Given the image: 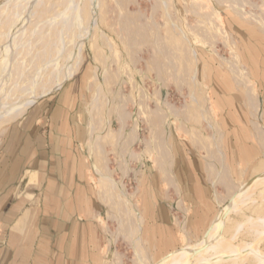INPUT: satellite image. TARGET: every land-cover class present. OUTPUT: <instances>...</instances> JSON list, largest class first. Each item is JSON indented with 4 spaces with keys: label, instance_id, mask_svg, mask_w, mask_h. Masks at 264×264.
I'll return each mask as SVG.
<instances>
[{
    "label": "rangeland",
    "instance_id": "rangeland-1",
    "mask_svg": "<svg viewBox=\"0 0 264 264\" xmlns=\"http://www.w3.org/2000/svg\"><path fill=\"white\" fill-rule=\"evenodd\" d=\"M228 2L237 13H247L250 21L264 20L258 8L264 0H0V139L34 104L13 120L25 102L33 96H41L35 103L46 97L42 96L44 90L71 73L76 64L75 73L64 82L79 76L84 79L89 131L91 98L96 91L99 94L101 106L93 121L99 145L89 134L86 149L96 184L95 166L116 183L111 202L104 203L102 222L109 239L105 264H156L168 256L156 261L150 240L141 232V198L159 193L155 174L159 170L156 162L162 161L160 147L169 152L175 139L191 144L192 132L210 138L211 131L201 119L202 92L208 110L213 112L221 151L224 147L217 112L200 70L206 62L231 73L234 66L241 68L236 40L222 21ZM212 16L219 19L220 32L211 25ZM191 50L196 57L194 78L189 64ZM261 160L264 162V152L242 169L227 168L224 157L223 164L233 186L240 188L264 176L253 173ZM206 180L212 208L198 233L189 230L191 214L185 202L162 200L171 204L168 211L179 239L175 251L182 248L183 231L189 243L198 242L229 200L230 194L221 186L215 190L207 173ZM252 196L257 199V193ZM251 202L229 214L230 225L256 216L258 201ZM135 213L141 221L139 248L134 246V238L127 236L137 228ZM247 226L244 224L238 237L245 244L251 243ZM206 264L220 263L214 260Z\"/></svg>",
    "mask_w": 264,
    "mask_h": 264
},
{
    "label": "crops",
    "instance_id": "crops-1",
    "mask_svg": "<svg viewBox=\"0 0 264 264\" xmlns=\"http://www.w3.org/2000/svg\"><path fill=\"white\" fill-rule=\"evenodd\" d=\"M250 20L231 5L223 10L239 63L256 89L255 108L251 110L246 91L229 69L206 62L200 70L230 169L245 168L264 152L254 122L256 113L264 136V26L261 18ZM85 95L81 76L67 80L34 102L0 139V264H105L109 239L99 179L96 184L86 149ZM160 156L155 174L159 193L141 198V232L156 261L173 253L179 240L168 211L171 204L163 198L188 205L191 233L202 231L212 208L202 155L175 139Z\"/></svg>",
    "mask_w": 264,
    "mask_h": 264
},
{
    "label": "bare ground",
    "instance_id": "bare-ground-1",
    "mask_svg": "<svg viewBox=\"0 0 264 264\" xmlns=\"http://www.w3.org/2000/svg\"><path fill=\"white\" fill-rule=\"evenodd\" d=\"M69 2H71V1H69ZM258 8L264 17V2L262 3L261 6H258ZM215 19L216 18L215 17L213 18V16H212L210 22H211V25L213 26V28H215L216 31H219L220 29L218 28V24H217L219 19L217 21ZM261 23L264 26V23L263 22H261ZM70 25H72V24H70ZM211 30L213 31V29H211ZM221 33H222V31H221ZM190 56H191V58H190L191 61L190 62L188 61V62L190 64L191 69L193 70L192 78H194L195 73H196V68L194 66L195 62H196V57H195V54L192 50L190 51ZM235 61H236V59H235ZM77 67H78L77 64L73 67L72 72H71L72 74L75 73ZM71 68H70V70H71ZM241 68H240V70L239 69L237 70L236 66H234L232 68L234 81H236L237 85L242 86L244 88V90L246 91V95H247L246 98H247L248 104L250 105L251 110H252L255 108L256 101H257L256 89H255L252 81H250L247 78L244 70ZM71 73H69V74L66 73L67 75H64L62 80L60 79L59 82L57 81L58 83L56 82L57 84L55 86H53L51 89H49L48 91L44 90L45 92L43 93V95L42 94L41 95L45 96V95L51 93V91L59 88L62 85V83L64 82V80L68 79V77L71 75ZM202 93H201V98H200L202 100V104H201L202 109H200V111L202 112L201 119L205 120L204 122L206 123L208 129L211 131V134L209 136L210 138L207 139L205 137H202V135L201 136L196 135V133L192 132L191 134L189 133L190 137H191L190 141L192 142L191 144L194 146L195 150H197L198 152H202V157L206 161V171H207L208 178L211 181V183L213 184L215 190L217 189L218 186L223 187L230 194L229 200H228L227 204H225V206H223V208H221L219 210V212L214 216V218L210 222L207 230L204 232L203 237L200 240H198V242L193 243V244L189 243L188 235L186 234V232L183 231L182 248H179L178 250L171 253L166 258H164L163 260H161L160 262H158L156 264H206L207 261H214V260L218 261V263H220V264H264V176L258 177L256 182L249 183L248 185L240 187V188L233 186V183L231 182L229 171L224 167V164H223V157L224 156H223V153L220 149V144H219L220 141H218V139L216 137L217 132H216V126H215V122H214L213 112H210V110H208V107L206 106V103H207L206 99H205V97H203ZM93 94L94 95H92L93 97L91 98V103H90V115H89L90 116V128H89L90 131L89 132H90L91 140L93 142H95L96 146H98L99 144L97 141L99 140L100 137L98 136L99 133L97 132L98 127L93 125V121L95 119V116L98 115V112H99L100 106H101L100 105L101 102L99 100L98 92L96 91ZM197 96H199V95H197ZM39 97H41V96H33L31 98V100H29L28 102H25V104L23 103L24 105H22L20 107V109L14 113L13 120L20 118L26 112V110ZM197 98H194V99H197ZM200 99H198V100H200ZM201 100H200V103H201ZM196 110H194V111H196ZM186 111L189 112L188 109ZM258 116L259 115H256V113H255V115H254L255 130H256L257 136H259V140L261 141L260 143L264 144V136H263L262 131H261L260 126H259ZM187 117H190V115H187ZM194 117H196V115ZM196 121L197 120H194V122H196ZM195 124H197V122ZM113 138L115 139V137H113ZM113 138H111V139H113ZM94 146H93V148H94ZM93 148H92V150H94ZM163 151H165V148L160 147V153H162ZM93 156H94V154H93ZM95 167H96V169H95L96 173L98 174V177H99V180H98L99 196L101 197L103 203L109 204V202H111V197L113 195L116 183H114L110 179V177L108 176L109 174L108 175L105 174L106 172L104 173L102 171V169L99 168L100 166L99 167L95 166ZM106 171H108V170H106ZM253 173L256 175H258V174L260 175V174L264 173V162L262 160L260 163H258L253 168ZM254 178H256V177L254 176ZM253 193H257V196H256L257 199L256 200L252 196ZM250 201H252L254 203L255 202L257 203V201H258V206L256 207V216L252 219H250L249 217L246 218L244 223L242 220V223L233 222V224H232V222H231V225H230L229 224L230 223L229 214L231 212L232 213L235 212V210H238L239 208L241 209L242 207H245V205L249 204ZM247 207H245V208H247ZM132 213H133V211H132ZM129 214H130V212H129ZM134 216H135L137 228L136 229L134 228L132 230L128 229L130 231H128L127 236L130 239L134 238V240H132V242L136 248H139L138 236H139V229H140L141 221L139 223L138 213H135ZM244 224L248 225L246 227V230H247V233H249V235H250V242H251L248 244H245V242H243L242 240L239 239L240 235L242 233V227H244Z\"/></svg>",
    "mask_w": 264,
    "mask_h": 264
}]
</instances>
